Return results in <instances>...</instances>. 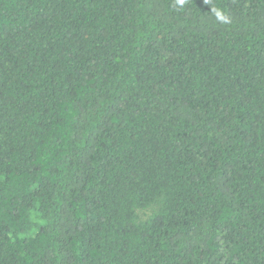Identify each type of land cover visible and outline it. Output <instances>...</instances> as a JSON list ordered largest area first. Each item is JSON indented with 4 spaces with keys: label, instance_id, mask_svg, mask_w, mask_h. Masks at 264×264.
Instances as JSON below:
<instances>
[{
    "label": "trees",
    "instance_id": "1",
    "mask_svg": "<svg viewBox=\"0 0 264 264\" xmlns=\"http://www.w3.org/2000/svg\"><path fill=\"white\" fill-rule=\"evenodd\" d=\"M0 264H264V0H0Z\"/></svg>",
    "mask_w": 264,
    "mask_h": 264
},
{
    "label": "clouds",
    "instance_id": "2",
    "mask_svg": "<svg viewBox=\"0 0 264 264\" xmlns=\"http://www.w3.org/2000/svg\"><path fill=\"white\" fill-rule=\"evenodd\" d=\"M177 3L178 5L180 6H183L185 3H187V0H177ZM215 11V14L217 15V17L222 21V22H225L227 23V18L226 17H223L221 15V13L219 12V10H214Z\"/></svg>",
    "mask_w": 264,
    "mask_h": 264
}]
</instances>
